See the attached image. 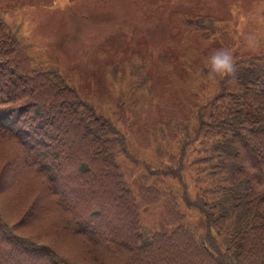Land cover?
<instances>
[{
  "label": "trees",
  "instance_id": "16d2710c",
  "mask_svg": "<svg viewBox=\"0 0 264 264\" xmlns=\"http://www.w3.org/2000/svg\"><path fill=\"white\" fill-rule=\"evenodd\" d=\"M3 11L0 264H264V45L253 54L233 50L217 18L170 11L181 32L216 34L187 65L211 91L170 98L137 129V96L151 92L141 52L123 62L110 56L104 69L126 84L113 95L108 87L102 113L80 93L77 68L66 79L62 66L33 56ZM218 49L233 53L234 80L209 78ZM14 114L22 126L10 121ZM119 157L143 167L134 188ZM159 199L167 230L139 219ZM179 202L201 216L200 230L186 224Z\"/></svg>",
  "mask_w": 264,
  "mask_h": 264
},
{
  "label": "rangeland",
  "instance_id": "374dc122",
  "mask_svg": "<svg viewBox=\"0 0 264 264\" xmlns=\"http://www.w3.org/2000/svg\"><path fill=\"white\" fill-rule=\"evenodd\" d=\"M0 6L4 7L6 25L16 36L23 37L33 56L62 66L65 70L60 71L66 79V69L77 68L80 93L92 98L102 113L107 111L106 104L99 99L108 93V87L113 86V95L126 84L124 78L120 83L112 81L108 67L104 69L113 62L110 56L119 55L123 62L131 52H141L148 61L151 92L137 96L131 120L137 129L160 117V106L170 98L180 99L188 92L198 94L201 89L211 91V85L187 65L216 41V34L203 37L202 31L194 28L181 32L169 16L170 11L217 18L216 25L232 36L233 50L253 54L264 45V0H0ZM10 121L22 126L16 114ZM119 161L134 188L140 181L142 165L124 157ZM187 170L182 172V178L192 192ZM179 208L186 224L196 230L202 228L203 220L196 210L180 202ZM139 219L150 229H168L162 221L160 199L142 206Z\"/></svg>",
  "mask_w": 264,
  "mask_h": 264
},
{
  "label": "clouds",
  "instance_id": "9594fccd",
  "mask_svg": "<svg viewBox=\"0 0 264 264\" xmlns=\"http://www.w3.org/2000/svg\"><path fill=\"white\" fill-rule=\"evenodd\" d=\"M208 75L212 80H234L238 71L236 60L229 49H218L208 58Z\"/></svg>",
  "mask_w": 264,
  "mask_h": 264
}]
</instances>
